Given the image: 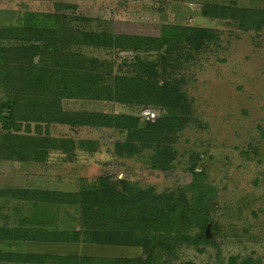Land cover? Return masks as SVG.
I'll use <instances>...</instances> for the list:
<instances>
[{"label":"rangeland","instance_id":"obj_1","mask_svg":"<svg viewBox=\"0 0 264 264\" xmlns=\"http://www.w3.org/2000/svg\"><path fill=\"white\" fill-rule=\"evenodd\" d=\"M213 5L255 11L262 18L258 25L243 30L238 26L240 21L235 19L204 16L203 9ZM263 17L264 0H0V59L8 65L30 63L26 60L34 54L32 46L46 49L44 43L27 39L31 38L27 29L35 26V33L37 29L47 31L49 45L56 41L50 40L51 33H61L53 53H43L33 59L36 66L98 68L103 82L110 83L116 74L143 73L139 70L144 67L140 68L142 62L150 61L149 66H155L159 80L165 77L177 81L185 99L183 108L170 111L112 101L66 99L62 101L66 111L130 115L142 122L167 114L186 118L185 122L175 124L177 130L169 143L175 144L176 169L166 174L149 167L145 161L147 151L145 158L142 157L144 160L118 155L117 144L125 143L126 132L45 123L41 129L35 123L27 129L24 123L20 135L31 136L39 141L38 145L47 147L45 159L0 161V190L25 188L86 193L94 198L104 194L106 186L118 191L120 182L128 181L142 188L155 187L158 193H163L184 185L197 186L186 172L188 164L197 158L196 168L205 172L211 194V207L204 212V237L193 246L177 249L172 258L164 250L161 252L164 256L152 263L229 264L237 258L235 263L239 264L251 258L257 264H264ZM188 27L211 28L218 32L220 40L200 47L185 45L183 29ZM14 29L22 32L16 33ZM69 33L79 35L76 42L81 44H73ZM21 34L24 38L17 37ZM89 34L132 38L135 42L122 39L113 47H97L89 44L91 40L86 37ZM81 38L87 42L77 41ZM163 38L172 42L164 43ZM134 44L138 45L135 51ZM162 56L167 59L163 60ZM4 72L0 68V104L10 92L3 83ZM2 129L0 125V133ZM11 131V135L18 134L17 130ZM106 209H100L96 215ZM41 210L46 229L83 233L85 219L79 220L75 207L48 204ZM35 213L32 203L18 204L13 199L0 198V228H32L37 222H22L25 218L33 221ZM199 230L194 231L195 235ZM154 231L163 238L171 233L165 227L148 229V232ZM69 242L9 244L2 240L0 257L16 250L115 260L112 264L123 261L141 264L151 254L142 247Z\"/></svg>","mask_w":264,"mask_h":264},{"label":"trees","instance_id":"obj_2","mask_svg":"<svg viewBox=\"0 0 264 264\" xmlns=\"http://www.w3.org/2000/svg\"><path fill=\"white\" fill-rule=\"evenodd\" d=\"M202 13L212 19L240 21L238 26L243 30L258 25L262 18L261 13L255 11L214 5L206 6ZM34 27H29L31 30L27 29V32L31 34V38L27 39L44 43L46 49L42 50L40 46H32L35 48L34 54L27 58L26 62H31L26 64L10 66L7 62L5 63V60L0 59V68L5 71L3 83L8 89L10 88L9 97L3 104H0V125L3 128L0 133V161H44L47 147H41L38 145L40 144L38 140L31 136L20 135V133L24 123L27 129H30L31 123H35L38 129H41V124L45 123L47 125L109 128L126 132L125 143L117 144L118 155L142 159V157L145 158L144 152L147 151L148 158L145 161L152 170L164 174L173 172L176 169L177 152L175 144L170 143L177 130L176 122H185V116L172 117L167 114L154 121L142 122L139 117L130 115L66 111L62 106V101L66 99L112 101L161 107L170 111L171 108H183L181 104L185 100L180 90L181 87L177 86V81L167 80L165 77L159 80L155 66H149L150 61L142 62L140 68L144 67L139 70L143 73L135 76L116 74L110 83L103 82L102 72L98 68L90 70L74 65L61 69L41 68L42 66L34 64L33 59L43 53L47 55L49 52L53 53L61 33L59 35V33L52 32L53 36L50 40H56V43L49 45L46 42L49 35L47 31L37 29L35 33ZM183 31L186 35L185 45L200 47L208 42L217 43L220 40L218 32L211 28L188 27ZM15 32L20 33L22 30H15ZM43 34L46 35L43 37ZM69 34L73 36L71 37L74 39L73 44H81L76 42L79 35ZM177 35L179 33H175V36ZM17 37L24 38L23 34ZM86 37L91 40L90 45L97 47H113L122 39L135 42L131 40L132 38L104 34H89ZM81 40L83 44L87 42L86 38L77 41ZM163 41L164 43L172 42L168 38H163ZM132 46L134 51L138 47L137 44ZM128 48L131 49V47ZM162 59L167 58L162 56ZM11 130H17L18 134L11 135ZM196 159L193 160L194 162L191 161L192 164H188L186 172L189 178L195 180L193 183L197 186L184 185L167 189L163 193H158L155 187L142 188L128 181L120 182L122 186L118 191L106 186L104 194L95 192L100 195L94 198L86 193L25 188L0 190V198L13 199L18 204L32 203L36 216L33 221L25 218L22 223L37 222L32 228L25 226L0 228V241L4 240L9 244L20 241L44 244L72 241L73 243L81 242L87 246L142 247L144 251L149 250L151 254L148 261L141 260V264H151L161 259L164 256L161 252L164 250L169 256L171 254L174 256L177 249L183 246H193L203 239V224L206 222L204 212L211 207L207 177L204 171L197 170ZM189 195L192 197L187 198ZM48 204L58 207L59 205L75 207L79 213V220L85 219V222H82L83 233H70L66 230L53 232L46 229L47 222L44 216L42 218L44 213L41 209ZM102 208H107L106 212L99 216L96 215ZM119 226L121 228H118ZM154 227H165L171 233L163 238L157 236L156 231L155 233L148 232V229L153 230ZM197 228H200L199 234L195 235L194 231ZM236 259L231 260L229 264H237ZM0 261L2 264H112L115 262V260L107 261L87 256L18 253L16 250H11L1 256ZM122 264L134 263L123 261ZM239 264H257V262L248 258L241 260Z\"/></svg>","mask_w":264,"mask_h":264},{"label":"crops","instance_id":"obj_3","mask_svg":"<svg viewBox=\"0 0 264 264\" xmlns=\"http://www.w3.org/2000/svg\"><path fill=\"white\" fill-rule=\"evenodd\" d=\"M63 256H76V255H70V254H68V255H63ZM51 264H55V263H51ZM58 264V263H57Z\"/></svg>","mask_w":264,"mask_h":264}]
</instances>
